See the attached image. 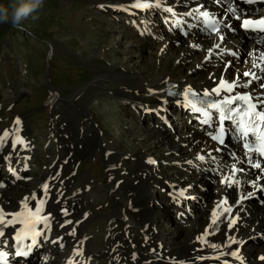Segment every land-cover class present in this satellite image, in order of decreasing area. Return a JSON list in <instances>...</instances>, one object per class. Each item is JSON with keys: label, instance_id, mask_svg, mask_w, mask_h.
Returning a JSON list of instances; mask_svg holds the SVG:
<instances>
[{"label": "bare ground", "instance_id": "1", "mask_svg": "<svg viewBox=\"0 0 264 264\" xmlns=\"http://www.w3.org/2000/svg\"><path fill=\"white\" fill-rule=\"evenodd\" d=\"M80 2L89 6L91 12H100L97 21L115 14L122 25L129 23L123 39L127 43L137 41L129 53L135 51L140 57L145 53L154 54V61L144 60L141 67H135L134 62L133 70L120 68L117 64L109 66L107 73L111 75H101L105 77L106 89L126 102L130 109L146 112L147 116L142 118L145 122L148 116L165 118L171 109H176L191 123L190 128L185 125L182 134L173 131L168 135L166 131L155 133L140 125L134 128L133 134L140 140L153 137L163 143L162 139H169L170 143L164 141L166 154L174 159L172 169L183 184L178 186L173 179L158 175L154 171L156 161L150 158L144 163L138 161L140 191L128 215L139 220L148 241L145 247L137 243L136 250L143 247L151 255L152 262L161 264H264L260 259L264 256L263 159L255 152L247 151L242 138L230 125L226 129L228 135L223 139L226 135L221 131L223 121L216 113L207 111L209 116L205 117L197 104L189 103L185 98L173 99L167 94L170 89H178L220 98L250 97L248 101L264 112V31L244 32L238 25L244 18L264 20V3L248 4L239 0ZM137 3L150 6L137 8ZM169 7H172L171 11ZM202 12H208L209 16H202ZM206 19L214 20L218 31L210 29L205 24ZM162 23L169 30L167 34L160 30ZM197 58H201L202 66H193ZM237 62L245 65L239 66ZM114 72L116 78L108 81L107 77ZM246 72L251 75H244ZM196 77L198 79L193 83ZM220 81L233 84L232 90L221 87ZM217 88L219 93L213 91ZM78 92L80 90L70 96L75 97ZM162 134L163 138H160ZM7 140L5 135L0 136V165L7 168L5 179L0 183V232L3 233L0 235V252L7 255L0 259L13 260L23 254L36 253L41 257L40 264H93L89 258L98 247L87 239L85 216L76 218L75 223L72 216L63 213L67 207L75 208L76 202L61 197L47 205L49 202H44L47 196H43V192H40V199L35 197V190L40 191L39 186L29 189L20 203L12 202L14 193L22 190V183L17 179L31 172L28 153L23 157L20 154L23 146H31V143L17 137L14 144L6 148ZM119 151L121 148L115 146L110 155L113 157ZM256 164L260 167H255ZM117 165L111 160V173L120 170ZM207 178H211V182L219 181L220 186L215 185L213 189H218L216 194L208 191ZM233 180L237 183H232ZM154 184L162 190L160 201L149 190ZM193 185L207 188L205 193L198 190L199 200L192 196L196 193ZM211 196L214 197L212 201ZM188 200L199 202L196 211L188 209ZM78 202L86 204L87 200L78 199ZM157 204L162 206L158 214L155 212ZM46 207L49 212L42 213ZM37 208L42 210L37 212ZM86 210L82 208L81 211ZM206 214L209 219L203 227L195 230L190 226L206 218ZM162 215L176 228V236L168 237V243L158 227ZM37 232L40 234L36 235ZM69 239L73 251L66 252L62 248L69 245ZM233 252L239 258L233 256ZM131 257L130 264H139L136 257Z\"/></svg>", "mask_w": 264, "mask_h": 264}, {"label": "rangeland", "instance_id": "2", "mask_svg": "<svg viewBox=\"0 0 264 264\" xmlns=\"http://www.w3.org/2000/svg\"><path fill=\"white\" fill-rule=\"evenodd\" d=\"M89 8L80 0H44L42 8L20 26L0 24V136L8 133L6 148L13 145L17 137L31 143L20 152L22 157L28 153L31 172L17 179L22 183V190L14 193L12 202L20 203L34 186L40 188V191L35 190V197L47 196L42 199L49 202L47 205L61 197L76 202L75 208L67 207L63 213L72 216L75 223L76 218L85 216L87 239L98 247L89 258L93 264H130L131 255L139 264H161L151 261V255L143 249L148 235L139 220L128 215L140 191L137 163L150 158L157 163L154 171L158 175L173 179L178 186L183 184L172 169L174 159L166 154L164 141L170 143L169 139H162L163 143L153 137L140 140L133 132L140 125L155 133L182 134L185 125L190 128L191 123L176 109H171L165 118L148 116L145 122L142 118L147 116L146 112L130 109L126 102L106 89L105 77L101 75L109 74V66L117 64L133 70L134 62L135 67H141L144 60L154 61V54L145 53L140 57L135 51L129 53L137 44V41L127 43L123 39L129 23L122 25L115 14L97 21L100 12H91ZM241 22L242 19L238 25L241 26ZM160 26L162 33L167 34L165 24ZM202 64L201 58L193 62V66ZM115 78L114 72L107 80L111 82ZM197 79L194 78L193 83ZM76 90L80 92L71 97ZM115 146L122 151L112 157L110 151ZM111 160L118 163L117 173L110 171ZM6 170L0 165V183L5 179ZM206 181L210 183L208 191L216 194L218 189H213L215 185L220 186L219 181L211 182V178ZM194 187L196 193L192 196L199 200L198 192L205 193L207 188ZM149 190L161 200L162 190L156 184L149 186ZM211 198L212 201L214 197ZM78 199H86L87 203H79ZM197 202L188 200V209L196 211ZM48 208L42 213L49 212ZM82 208L87 210L83 212ZM161 208L155 205L156 214ZM159 217L158 227L168 243V237L176 236V228L168 218ZM208 219L206 214V218L190 226L200 229ZM137 243L143 245L140 250H136ZM68 244L62 250L73 251L72 240L69 239ZM23 263L40 264L41 257L29 253L0 261V264Z\"/></svg>", "mask_w": 264, "mask_h": 264}, {"label": "clouds", "instance_id": "3", "mask_svg": "<svg viewBox=\"0 0 264 264\" xmlns=\"http://www.w3.org/2000/svg\"><path fill=\"white\" fill-rule=\"evenodd\" d=\"M44 0H0V24L20 26L22 21L42 8ZM35 18V17H33Z\"/></svg>", "mask_w": 264, "mask_h": 264}, {"label": "snow or ice", "instance_id": "4", "mask_svg": "<svg viewBox=\"0 0 264 264\" xmlns=\"http://www.w3.org/2000/svg\"><path fill=\"white\" fill-rule=\"evenodd\" d=\"M149 6H150V5H149V4H146V3H137V4L135 5V7H137V8H147V7H149ZM168 10L171 11V9H168ZM201 15L204 16V17H208V16H209V13H208V12H202ZM251 23H252V22L249 21V20H245V21H244V25H245L246 27L249 26ZM257 23H259V24H261V25H264V20H260V21H258ZM214 30H215V31H218V29H215V27H214ZM221 38H222V37H221ZM216 47H219V45H217ZM262 55H264V54H262ZM244 75H251V73H247V72H246V73H244ZM220 85H221V87H226L228 91H231L232 88H233V84L228 83V82H225V81H220ZM189 91H191V90H189ZM213 91L216 92V93H219V92H220V89L217 88V89H214ZM239 99L249 100L250 97H239ZM224 103H225V104H231V103H232V100H225ZM208 107L213 108V109H219V108H221V105H220V104H217V103H213V104L208 105ZM250 107H251L252 109H255L256 106H255V104H252ZM197 111H199V109H197ZM204 115H205V117H208V116H209V113H208L207 111H204ZM259 118H260V120H264V114H261ZM19 122H20V121L17 119L16 123L19 124ZM205 123H207V120H205ZM221 131H223V129H221ZM247 131H248V132H251L252 129L249 128V129H247ZM7 135H8V133L6 132V133H5V136H7ZM216 138L219 139V137H216ZM261 141H262V143H261V147H260V149H258V150H259L262 154H264V135L261 136ZM17 142L22 143L23 141H22V140H18ZM203 158H204V157H200V159H203ZM255 167L259 168V167H260V164H256ZM232 183H237V181H234V180H233ZM46 187H47V185H45V188H46ZM41 203H43V201H41ZM25 206H26V205H25ZM41 210H42V209H40V208H37V209H36L37 212H39V211H41ZM44 219H46V217H45ZM215 222H216V221L213 220V223H215ZM233 223H235V221H233ZM39 234H40L39 232L36 233V235H39ZM0 235H3V233L0 232ZM212 247H216V245H212ZM231 254H232L233 256H237V258H239L236 252H233V253H231ZM6 255H7V253L0 252V257H4V256H6ZM260 259H261V260H264V256L260 257Z\"/></svg>", "mask_w": 264, "mask_h": 264}]
</instances>
